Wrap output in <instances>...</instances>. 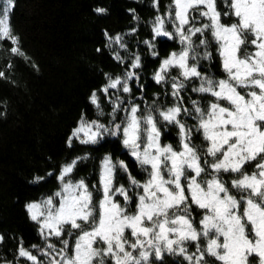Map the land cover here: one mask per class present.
Returning a JSON list of instances; mask_svg holds the SVG:
<instances>
[{"label":"snow or ice","instance_id":"obj_1","mask_svg":"<svg viewBox=\"0 0 264 264\" xmlns=\"http://www.w3.org/2000/svg\"><path fill=\"white\" fill-rule=\"evenodd\" d=\"M12 6L13 0L0 3V39L18 45V38L11 35L9 26ZM154 6L159 8V0H155ZM229 7L231 14L238 18L237 23H221L216 0H172L168 10L164 15H157L152 25L153 38L173 39L175 33V38L185 45L178 53L172 52L162 59L154 75L157 83L170 79L171 95L180 101L166 110H155L160 120L178 127L179 150L170 144L161 145V129L152 110L138 116L140 106L132 104L122 109L123 101L119 97L112 101L110 115L113 120L119 110L128 115L111 129L98 120L88 121L82 115L68 138L70 147L74 140L97 144L105 134L122 135V144L139 165L151 166L149 179L141 183L131 175L124 161L113 162L111 155H106L100 177L102 198L94 202L85 180L73 183L66 179L77 162L87 157H77L63 165L57 177L61 182L60 190L26 206L30 218L40 224L44 239L55 236L63 247L47 243L41 249L33 245V249L48 258L44 261L21 244L18 258H25L31 264H142L150 255L145 250L147 245L155 250L156 257L161 256L163 247L169 253L183 255L189 264H208L206 255L215 257L221 264H248L249 256L255 255L259 264H264V0H230ZM96 11L103 13L105 9ZM197 16L206 18L209 23L195 26ZM133 18L138 19L135 15ZM166 22L172 26V32L165 30ZM136 31L132 28L126 35ZM209 31L218 44L226 79L207 78L198 69L197 45L192 37H197L199 45L207 46L209 42L204 34ZM105 36L109 48L116 44L127 51L121 35L111 37L105 33ZM142 43L154 47L151 40ZM249 46L254 51L249 52ZM11 51L23 55L19 47L14 46ZM152 55L158 53L153 51ZM203 56L211 58V53L205 51ZM115 59L124 62L118 52ZM140 60V56L135 55L130 69L140 68ZM173 68L180 69L176 77L169 76ZM132 70L126 71L124 77L109 76L99 92L107 99H111L110 89L131 93L128 82L139 79ZM194 78H200L201 82L192 91L209 93L216 98L206 108L196 100L191 101L198 120L195 131L202 132L204 140L209 142L206 148L193 143L194 130L180 119L181 113L191 114L183 106L180 93L186 87L185 81ZM89 100L103 115L96 91ZM222 101L228 106H223ZM208 157H212L213 162L209 163ZM258 158L256 171L249 174L245 166ZM117 168L127 174L130 185L142 189V193L136 194L134 213L129 212V204L133 202L129 190L123 185L113 188ZM223 173H235L238 178L231 180L229 187ZM43 179L36 177L34 182ZM230 188L247 195L237 199ZM116 194L126 202L123 207L116 201ZM193 206L205 210L198 221L199 230L192 217ZM73 230L79 234L69 255V240L62 238L72 236ZM201 238L207 241L206 247L201 250L198 243L197 252L188 254L184 242H199ZM3 240L0 236V242ZM136 250H139L138 255L133 254Z\"/></svg>","mask_w":264,"mask_h":264},{"label":"trees","instance_id":"obj_2","mask_svg":"<svg viewBox=\"0 0 264 264\" xmlns=\"http://www.w3.org/2000/svg\"><path fill=\"white\" fill-rule=\"evenodd\" d=\"M171 3L172 0H159L157 9L155 0H13L9 26L11 35L17 37L19 43L13 45L10 40L0 39V72H3L0 76V236L4 237L0 242V264H31L25 258H18L17 250L21 244L44 261L48 258L33 249V245L41 249L47 243L55 244L57 248L63 246L55 236L44 239L40 224L30 218L26 207L59 191L61 182L57 177L63 165L77 157H87L77 162L69 178L73 181L85 180L93 193L94 202L102 197L100 176L106 155H111L113 162L124 161L131 175L141 183L149 178V166H140L130 155V150L122 144V135L106 134L97 144H81L74 140L70 147L68 138L82 115L88 121L98 120L111 129L112 125L121 123L128 115L119 110L116 119H112V101L119 97L123 101L122 109L130 108L132 104L139 105V116L152 110L161 129L162 145L170 144L179 150L178 127L160 120L155 111L180 103L171 95L170 79L161 83L154 80L161 60L172 52L178 53L185 46L175 38V33L173 39L163 36L153 38L155 17L164 15ZM216 3L217 10L221 12V23L238 22V18L231 14L230 0H216ZM97 8H103L105 12L98 13ZM131 10H135L134 13ZM225 12L228 15H224ZM134 15L138 19H134ZM194 23L199 27L209 21L197 16ZM132 28L137 31L126 35ZM165 30L172 32L173 28L166 22ZM105 33L111 37L121 35L128 46L127 51L116 44L109 48ZM204 37L209 42L207 46L199 45L197 37H192L197 45L198 69L207 78L225 79L227 74L222 67L218 44L210 31ZM144 40L153 41L154 47L143 44ZM14 46L19 47L23 55L13 53L11 49ZM153 51L158 55L153 56ZM205 51L211 53V58L203 56ZM117 52L124 57L123 63L115 59ZM135 55L140 56L141 67L132 70L130 64ZM128 70L135 71L139 77L128 82L131 93L110 89L108 96L111 99H107L99 92L107 84L109 76L113 79L124 77ZM179 72L180 69L173 68L169 76L176 77ZM200 82V78L185 81L186 87L180 95L183 106L191 114L181 113L180 119L186 127L194 130L193 143L206 148L209 142L204 140L202 132L195 131L198 120L191 101L196 100L202 108H206L216 98L209 93L192 91ZM93 91L100 97L103 115L89 100ZM221 103L227 104L226 101ZM208 161L213 162V158L208 157ZM257 162L259 158L245 166L249 174L255 171ZM222 176L229 182V187L230 181L238 178L235 173H223ZM36 177L44 179L34 182ZM120 185L129 190V196L133 198L129 212H134L136 194L142 193V189L130 185L127 174L117 168L113 188ZM230 191L237 199L247 195L236 189L230 188ZM116 200L121 206L126 203L119 194H116ZM193 213L194 224L199 230L198 221L204 212L193 206ZM78 234L73 230L72 236L62 239H68L69 246H73ZM198 243L203 250L207 241L203 238L199 242L185 241L187 253L195 254ZM145 250L150 255L148 261H142V264H189L183 255L169 253L164 248L160 257H156L155 250L150 246H146ZM138 251L133 254L138 255ZM205 260L210 263L215 261L208 255Z\"/></svg>","mask_w":264,"mask_h":264},{"label":"rangeland","instance_id":"obj_3","mask_svg":"<svg viewBox=\"0 0 264 264\" xmlns=\"http://www.w3.org/2000/svg\"><path fill=\"white\" fill-rule=\"evenodd\" d=\"M248 51L249 52H252V51H254V48H250V49H248ZM189 63L191 64V60L189 61ZM227 78V77H226ZM225 78V79H226ZM223 106H228V104H226V105H223ZM138 116H139V112H138V114H137ZM126 118V117H125ZM125 118H124V120H125ZM107 126V125H106ZM113 126V125H112ZM104 136H106V134L104 135ZM124 138V137H123ZM142 140H143V136H142ZM160 143H161V141H160ZM161 145H162V143H161ZM141 147L143 148L144 147V144H142L141 145ZM147 166H149V172L151 171V166L150 165H147ZM255 171H256V168H255ZM254 172V171H253ZM101 177V176H100ZM66 179H70L69 177H66ZM149 179V178H148ZM72 182L73 183H75V182H77V181H73L72 180ZM100 185H101V183H100ZM61 188V187H60ZM60 190V189H59ZM102 198V197H101ZM93 201H94V199H93ZM117 201V200H116ZM118 202V201H117ZM119 203V202H118ZM123 207V206H122ZM242 207H243V205H242ZM199 209V208H198ZM199 210H201V209H199ZM135 212V211H134ZM134 212H132V213H134ZM203 212H205V210H203ZM192 214H194L193 213V210H192ZM65 227H67V226H65ZM128 230H126V232H125V235L126 234H128ZM52 237H54V236H51V237H48L49 239L50 238H52ZM251 238V237H250ZM96 246H101V245H96ZM147 246V245H146ZM145 246V247H146ZM61 247H63V246H61ZM148 247V246H147ZM71 248H72V246H69V255H71ZM161 249H163V247L161 248ZM215 261H214V263H210V262H208V264H221V262L220 261H218V260H216V258L215 257H212ZM248 264H259V258L257 257V256H255V255H253V256H249V258H248Z\"/></svg>","mask_w":264,"mask_h":264}]
</instances>
